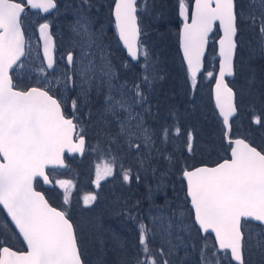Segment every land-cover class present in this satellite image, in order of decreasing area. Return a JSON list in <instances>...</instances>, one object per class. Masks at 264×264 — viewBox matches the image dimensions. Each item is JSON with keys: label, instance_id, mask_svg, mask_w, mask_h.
Returning <instances> with one entry per match:
<instances>
[{"label": "snow or ice", "instance_id": "obj_1", "mask_svg": "<svg viewBox=\"0 0 264 264\" xmlns=\"http://www.w3.org/2000/svg\"><path fill=\"white\" fill-rule=\"evenodd\" d=\"M113 2L110 23L114 25L118 40L123 42L133 60L143 55L148 67V53L139 43L138 0ZM177 3L182 21L179 44L193 87L210 39H214L210 34L222 33L218 39L215 99L222 125L228 129L224 138L229 155L214 166H181L183 210L171 215L161 211L149 218L151 226L131 212L127 213L129 219L136 221L139 234L135 264H176L173 257L181 247L187 254L189 245L185 242V234L190 235L192 231L200 235L202 241L199 264H252L253 255L264 259V148L258 149L245 139H233L229 135L230 118L235 116L237 108L234 104L236 94L226 77L236 75L234 57L241 24L247 23L258 35L259 48L250 49V58L258 53L264 56V0H247L246 6H240L238 0H194L191 7L190 0H177ZM87 4L88 0H81L82 7ZM26 8L48 13L57 9V0H0V206L7 214L0 223V264H87L83 234L78 232L68 211L53 207L45 195L36 190L34 182L42 179L43 184H50L47 170L65 167L66 151L83 152L85 139L77 131L80 127L78 114L90 101L93 88L103 96L99 120L106 130L113 125L116 128L114 135L107 130L110 140L139 157L145 173L151 169L155 174L153 152L159 153V149L155 147V130L147 124V118L153 117L147 90L163 77L146 73L131 86L127 81L114 83L119 79L114 66L97 42V34L91 30L88 19L81 17L73 27L76 36L83 41L79 45V59L72 51L66 57L67 65L81 81V90L76 98H71V113L66 115L69 98L54 91L57 85L45 81L43 86L20 89L9 74L25 55L22 17ZM48 30V23L39 25L47 68L52 69V37ZM94 49L100 51L99 62ZM249 71L251 84L255 80V69ZM207 76L212 77L213 73L208 72ZM63 83L65 91L69 90V83L76 86L73 76L66 75ZM250 111L251 122L264 127V111L258 112L254 107ZM173 128L174 131L161 126L163 142H167L169 136L180 135V128ZM74 137L78 142H73ZM193 139L188 132L186 151L190 155H194ZM166 159L173 164L171 157ZM112 175L109 162L104 163L103 173L98 165L97 186L100 179ZM122 179L125 184L133 179L139 183L142 176L139 171L133 174L131 169H123ZM56 183L64 189L63 203L69 204L71 181L58 180ZM152 194L149 187L148 198ZM95 200V195L86 196L84 204L90 206ZM138 204L139 201L133 207ZM189 218L190 223H186ZM13 228V234H18L26 245L23 251L3 243V232L13 231ZM213 234L214 241L209 243ZM160 235L166 237L165 245L153 248L151 242ZM191 246L195 248L194 244ZM118 264H129V260L122 257ZM179 264H183V260Z\"/></svg>", "mask_w": 264, "mask_h": 264}, {"label": "trees", "instance_id": "obj_2", "mask_svg": "<svg viewBox=\"0 0 264 264\" xmlns=\"http://www.w3.org/2000/svg\"><path fill=\"white\" fill-rule=\"evenodd\" d=\"M238 2L240 6H246L247 0H238ZM113 3V0H88V4L82 7L81 0H57V9L48 16L25 12L22 17L26 38L25 56L11 74L14 84L20 89L39 86L35 79H29L31 77L19 79L16 75L19 68H22L30 58L33 33L35 47L39 51L35 34L36 26L40 22H48L55 44L54 54L57 55L61 50L69 48L67 42L71 43L73 40V26L81 17L88 19L91 30L97 34L98 42L105 49L114 66L119 78L114 83L127 81L129 86L133 82L138 83L139 77L143 74L139 67L142 60L139 59L137 64L131 63L121 49L113 24L110 23ZM137 16L141 28L140 44L148 53V67L144 72L151 73L154 77H163L154 83L151 90H147L150 96L148 103L153 114V117L147 118V124L155 130V147L159 149V153L153 152L155 158L152 162V167L157 171L153 174L149 169L145 173L140 167L139 157L122 150L117 143L110 140L107 130L114 135L116 132L114 125L106 130V126L96 119L99 127H102L100 131L103 136L96 126L94 130L90 126L91 130L85 128L84 124L89 123L93 116L86 112L91 107L84 106L79 112L83 117L81 116V120L78 121L80 129H83L81 135L86 141L84 155L80 159L77 157L65 159L66 168L63 171H48L50 181L54 184L51 189L43 188L40 182L35 183L36 190L42 192L53 207L68 211L73 223L78 227V232L83 234L87 264H118L120 258L125 256L129 264H135V256L139 249V234L136 221L129 219L127 213L131 212L133 216L149 224V218L159 215L161 211L171 215L174 211L183 210L184 188L179 179L181 166L184 164L213 166L221 159L228 158V152L225 150L227 147L225 130L214 111L209 92L215 75L202 84L196 80L198 84L193 87L183 65L178 43L181 20L178 16L177 0H138ZM212 36L214 39H210L208 45L203 73L214 71L215 74L217 67L215 40L218 32H214ZM238 40L234 57L236 75L226 79L236 94L237 108L236 115L230 122V136L233 139H245L258 149H262L264 127L251 122L250 109L254 107L258 112L264 111V56L258 53L254 58H250V49H258L259 44L257 33L249 28L247 23L241 24ZM250 68L255 69V80L251 84L249 83L252 76ZM201 78L202 76H199L198 80H202ZM192 88H196L197 92L199 88L202 94L206 92L208 95L203 107V118L196 121L181 114L185 113L187 116L192 110V113H195L197 99L195 93L193 92L194 95L191 93ZM203 88L208 89L203 92ZM102 103V95L93 94L87 104L100 108ZM161 126L172 128L173 131V126H178L181 130L180 135L169 136L167 142H163L160 138ZM188 132H191L194 138V155L186 151ZM92 146L94 151L91 150ZM103 157L112 160L113 175L99 184L97 189H93L91 180L94 164ZM166 157H171L173 164L170 165ZM123 169H131L133 174L139 171L142 176L141 181L137 183L133 179L131 183L125 184L122 179ZM164 173L167 175H162ZM55 180L71 181L68 191L69 204L63 203L64 191L56 186ZM149 187L152 188L153 193L151 198H148ZM88 194L95 195L96 200L90 206H85L81 200ZM137 201H139L138 206L133 207ZM5 218L0 209V223ZM185 222L190 223V218ZM13 232L14 229L3 232V243L14 250L23 251L20 238ZM165 239L163 235L158 236L154 242H151L153 248L165 245ZM185 242L189 245L187 254L181 247L173 257L176 264L181 260L183 264H199V249L202 243L200 235L195 231L190 235L185 234ZM208 242H213L211 236ZM192 244L195 245L194 249ZM252 264H264V259L259 255H253Z\"/></svg>", "mask_w": 264, "mask_h": 264}, {"label": "rangeland", "instance_id": "obj_3", "mask_svg": "<svg viewBox=\"0 0 264 264\" xmlns=\"http://www.w3.org/2000/svg\"><path fill=\"white\" fill-rule=\"evenodd\" d=\"M192 1L193 0H190V6H191ZM40 23H42V22H40ZM40 23L36 26V32H35L36 40L38 42L39 51H37V48L35 47V37H34V33H33V37L31 36V39H33V40H32L30 58L27 61V63L25 65H23L22 68H19L20 70L16 72V75L18 76L19 79L22 78V77H25V78L31 77L29 79H32V78L35 79L34 81L36 83L39 82L38 83L39 86H43L45 81H50L53 85H57V87L54 90L60 89L62 91L63 95L68 97L69 101H71V98H76L78 96V94L80 93L81 81H80L78 76L74 75L73 68L71 66L67 65L66 57H67V53L69 51H72L74 53V55L76 56V58L79 59V53H80L79 45L83 44V41L81 40L80 37L76 36V34L74 33V31L72 29V31H73V40H72L71 43L69 41L67 42V45H68L67 47H69V48H67V49H65L63 51L61 50V52L58 53L57 55L54 54V66H53L52 69H49V68H47V65H46V63H45V61L43 59V56H42V53H41V50H40V46H39V41H38V38H37V30L39 28ZM113 30H114V26H113ZM114 33H115V30H114ZM115 35H116V33H115ZM178 37H179V35H178ZM70 48L72 50H70ZM143 49H144V47H143ZM94 50L96 52V60H97V62H99L100 51H99V49H94ZM89 51H93V50H89ZM215 54H216V48H215ZM139 59L142 60L139 63V67L143 71V74H145L144 71H145L146 66H145V60H144L143 55H140ZM210 61H211V58L209 59V62ZM41 68L44 69L43 72L40 71ZM216 70H217V67H216ZM208 72H210V71H208ZM208 72H205V73L202 72L199 75L200 77L202 76V78H201L202 80H200V79L198 80L199 76H198V78L196 80L199 81V83H201V84L206 82V81H208V79L210 78L209 76H207ZM186 73H187V70H186ZM212 73H213V75L216 74V72L214 74V71H212ZM66 75L67 76H73V80L75 81V84H76L75 87H72L71 83H69V86H68L69 90L68 91H65V85L63 83V81L65 80V76ZM187 75H188V73H187ZM188 78L191 80L189 75H188ZM197 81L195 83V86L198 84ZM156 82H158V80ZM83 87L87 88L88 85H83ZM192 89H193V91H191V93L194 92L195 95H194V93H193V95L196 96V99H197V102L195 103L196 104L195 105V107H196L195 113H192L193 112V110H192L191 113H187V116L185 115V113H181V114H183V117H185V118H192L193 121H196L197 119L203 118V115H204V108L203 107L205 106V102H207L208 95H207L206 92L202 94V92H201V90L199 88H197L198 92L196 91V88H192ZM206 89H208V88H203V92L206 91ZM210 91H211V89L209 90V92ZM93 94H94V96L98 95L96 90H95V88H93L92 92L90 93V97L93 96ZM210 96H211V92H210ZM102 99H103V96H102ZM211 101H212V99H211ZM81 102H83V101H81ZM85 106L91 107V109L89 108V111H86V112H87V114L91 113V115L93 116V119L89 123L84 124L85 120L83 121V124L85 125V128H88L89 130H91V128H92L94 130L95 126H96L98 131H99V133L101 134V136H103L104 134L101 133V131H100V129H102V127H99V122L95 121L96 119L98 121H100L99 120V110L101 109V107L98 108L97 106H93V105L90 106L89 104H85ZM213 107H214V105H213ZM93 108H95V109H93ZM68 109L71 111V106H68ZM214 111L216 112L215 108H214ZM93 112H94V114H93ZM216 115L218 116L217 112H216ZM81 116L83 117V114H81ZM81 116L79 115V119L78 120H81L80 119ZM218 118H219V116H218ZM91 150H93V151L95 150L93 148V146H92ZM106 161L109 162L112 165V168H113L112 160H109L107 157H103V159H98L97 161H95L93 179L91 180V184H92L93 189H97L98 188L97 183H96L97 166L98 165L101 166V172L103 173V165H104V163ZM109 177H111V176H108L106 178L100 179L99 184H101L103 181H105ZM56 181L57 180L54 181L56 186L61 191H64V189L61 188L56 183ZM69 189H70V187L68 188V191H69ZM89 195H91V194L84 195L82 197L81 202H83V204H84V198L86 196H89Z\"/></svg>", "mask_w": 264, "mask_h": 264}, {"label": "water", "instance_id": "obj_4", "mask_svg": "<svg viewBox=\"0 0 264 264\" xmlns=\"http://www.w3.org/2000/svg\"><path fill=\"white\" fill-rule=\"evenodd\" d=\"M193 3H194V0L192 1L191 4H193ZM190 7H191V6H190ZM113 8H114V4H113L112 9H113ZM25 11H29V12H31V13H38V14L41 15V16H46V15L51 14L54 10H52V11H50V12H48V13H44V12H41V11H39V10H37V9L26 8ZM178 16H179V15H178ZM179 18H180V17H179ZM112 19H113V17H112ZM180 20H181V18H180ZM181 27H182V21H181ZM181 27H180V29H181ZM114 30H115V29H114ZM48 31H49V34L51 35L50 28H49ZM179 32H180V30H179ZM221 34H222V33H218V37H217V39L215 40L216 56H217L218 61H217V70H216L215 78H214L213 84H212V86H211V91H210V92H211V99H212V102H213L214 108H215V110H216L218 116H219V109L216 107V99H215V82H216V77L218 76V73H219V57H218V48H219V45H218V39H219V35H221ZM212 35H213V34H210V36H212ZM116 36H117V35H116ZM51 37H52V35H51ZM37 38H38V41H39V46H40V50H41V53H42L43 59H44L46 65H47V60H46V58H45V56H44V40L41 38V35H40V32H39V28H38V30H37ZM117 40H118V37H117ZM139 41H140V37H139ZM118 42H119V44H120L122 50L125 52V55H126L127 59L130 60L133 64H136V63L138 62L139 59H138V60H133V59L129 56V54H128V52H127V49L123 46V42H121V41H119V40H118ZM178 43H179V37H178ZM179 51H180V55H181V58H182L183 64H184V66H185V68H186V70H187V64H186V62L183 60V54H182V49L180 48V44H179ZM206 54H207V49H206V52H205L204 59H205V57H206ZM52 55H53V60H54V41H53V37H52ZM22 58H23V57H22ZM22 58H21V60H22ZM204 59H203V63H202V68H201V70L197 73V77H196V79H197L198 76L203 72ZM18 63H19V62H18ZM17 65H18V64H17ZM17 65H14V68H15ZM68 66H69V65H68ZM14 68H13V70H14ZM13 70H10V73H9L10 75H11V72H12ZM187 73H188V75H189V77H190V74H189L188 70H187ZM228 78H231V77H226V79H228ZM234 104H235V98H234ZM235 115H236V114H235ZM234 117H235V116H234ZM234 117L230 118V122L232 121V119H233ZM219 118H220L221 121H222V117L219 116ZM223 127H224L225 132L228 131L227 127H225V126H223ZM229 135H230V133H229ZM73 142L76 143V142H78V141H77V139H76V140H74ZM84 150H85V144H84ZM84 150H83V152H71V153H69V152L66 151L65 154H64V157H63V158H64V162H65V158H72V157H74V156H77L78 158H82V156H83V154H84ZM228 155H229V153H228ZM65 167H66V164H65ZM65 167H63V168H56V169H54V170H64ZM49 170H53V169H49ZM49 170H47V171H49ZM40 183L42 184V186H43L44 188H47V189H51V188L53 187V184H52V183H50V184H48V185L43 184L42 179H40ZM34 187H35V182H34ZM0 209H1L2 212L4 213L5 217H7L6 211L2 209V206H0ZM8 219H9V221H10V218H8ZM13 229H14V228H13ZM17 235H18V234H17ZM18 237H19V236H18ZM211 237H212V239H213V241H214V234H213ZM19 238H20V240H21V242H22V238H21V237H19ZM22 244H23V242H22ZM23 247H24V250H25L26 245L23 244Z\"/></svg>", "mask_w": 264, "mask_h": 264}, {"label": "flooded vegetation", "instance_id": "obj_5", "mask_svg": "<svg viewBox=\"0 0 264 264\" xmlns=\"http://www.w3.org/2000/svg\"><path fill=\"white\" fill-rule=\"evenodd\" d=\"M54 91H58V92H60V93H62V91L60 90V89H56V90H54ZM63 94V93H62ZM68 106H70V101H68V104L66 105V107H65V113H66V115H68V114H70L71 113V111L68 109ZM79 121V120H78ZM77 121V122H78ZM78 131H79V129H78Z\"/></svg>", "mask_w": 264, "mask_h": 264}, {"label": "bare ground", "instance_id": "obj_6", "mask_svg": "<svg viewBox=\"0 0 264 264\" xmlns=\"http://www.w3.org/2000/svg\"><path fill=\"white\" fill-rule=\"evenodd\" d=\"M73 35V34H72ZM81 43V42H80ZM98 59V58H97ZM83 130V129H82ZM84 133V132H83Z\"/></svg>", "mask_w": 264, "mask_h": 264}]
</instances>
